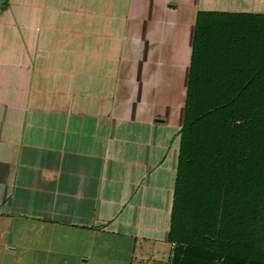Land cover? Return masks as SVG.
Instances as JSON below:
<instances>
[{"label": "crops", "instance_id": "crops-1", "mask_svg": "<svg viewBox=\"0 0 264 264\" xmlns=\"http://www.w3.org/2000/svg\"><path fill=\"white\" fill-rule=\"evenodd\" d=\"M202 13L264 0H0V264H169Z\"/></svg>", "mask_w": 264, "mask_h": 264}, {"label": "trees", "instance_id": "trees-1", "mask_svg": "<svg viewBox=\"0 0 264 264\" xmlns=\"http://www.w3.org/2000/svg\"><path fill=\"white\" fill-rule=\"evenodd\" d=\"M169 264H264V16H196Z\"/></svg>", "mask_w": 264, "mask_h": 264}, {"label": "built area", "instance_id": "built-area-1", "mask_svg": "<svg viewBox=\"0 0 264 264\" xmlns=\"http://www.w3.org/2000/svg\"><path fill=\"white\" fill-rule=\"evenodd\" d=\"M170 248H173V245L172 244L170 245Z\"/></svg>", "mask_w": 264, "mask_h": 264}]
</instances>
